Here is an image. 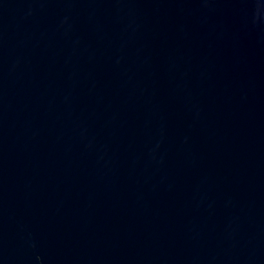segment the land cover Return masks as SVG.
I'll use <instances>...</instances> for the list:
<instances>
[{"label": "water", "instance_id": "water-1", "mask_svg": "<svg viewBox=\"0 0 264 264\" xmlns=\"http://www.w3.org/2000/svg\"><path fill=\"white\" fill-rule=\"evenodd\" d=\"M0 264H264V0H0Z\"/></svg>", "mask_w": 264, "mask_h": 264}]
</instances>
